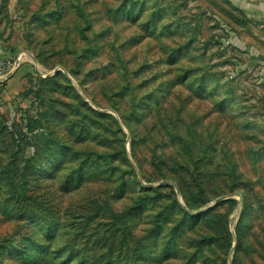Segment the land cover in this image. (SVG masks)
Returning <instances> with one entry per match:
<instances>
[{
	"label": "rangeland",
	"instance_id": "obj_1",
	"mask_svg": "<svg viewBox=\"0 0 264 264\" xmlns=\"http://www.w3.org/2000/svg\"><path fill=\"white\" fill-rule=\"evenodd\" d=\"M0 37V264H264V0H0Z\"/></svg>",
	"mask_w": 264,
	"mask_h": 264
},
{
	"label": "built area",
	"instance_id": "obj_2",
	"mask_svg": "<svg viewBox=\"0 0 264 264\" xmlns=\"http://www.w3.org/2000/svg\"><path fill=\"white\" fill-rule=\"evenodd\" d=\"M17 62H11L9 56H0V79L7 78L17 66Z\"/></svg>",
	"mask_w": 264,
	"mask_h": 264
},
{
	"label": "crops",
	"instance_id": "obj_3",
	"mask_svg": "<svg viewBox=\"0 0 264 264\" xmlns=\"http://www.w3.org/2000/svg\"><path fill=\"white\" fill-rule=\"evenodd\" d=\"M6 48L4 47V44L2 42V37H0V56L8 55L9 54L6 52Z\"/></svg>",
	"mask_w": 264,
	"mask_h": 264
},
{
	"label": "water",
	"instance_id": "obj_4",
	"mask_svg": "<svg viewBox=\"0 0 264 264\" xmlns=\"http://www.w3.org/2000/svg\"><path fill=\"white\" fill-rule=\"evenodd\" d=\"M10 76V75H9ZM219 198H217L216 199V201L218 200ZM212 207V205H210V206H208L206 209H208V208H211ZM203 209H201V210H199L198 212H200V211H202Z\"/></svg>",
	"mask_w": 264,
	"mask_h": 264
}]
</instances>
